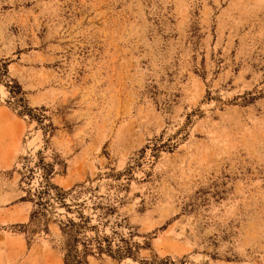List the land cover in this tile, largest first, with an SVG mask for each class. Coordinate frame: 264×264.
<instances>
[{
    "label": "rangeland",
    "instance_id": "374dc122",
    "mask_svg": "<svg viewBox=\"0 0 264 264\" xmlns=\"http://www.w3.org/2000/svg\"><path fill=\"white\" fill-rule=\"evenodd\" d=\"M0 264H264V0H0Z\"/></svg>",
    "mask_w": 264,
    "mask_h": 264
},
{
    "label": "trees",
    "instance_id": "16d2710c",
    "mask_svg": "<svg viewBox=\"0 0 264 264\" xmlns=\"http://www.w3.org/2000/svg\"><path fill=\"white\" fill-rule=\"evenodd\" d=\"M6 63L0 60V78L4 77L3 70L6 69ZM77 237H74L73 242H68L66 245V253L64 256L65 264H87L85 260L86 255H79L77 251Z\"/></svg>",
    "mask_w": 264,
    "mask_h": 264
}]
</instances>
